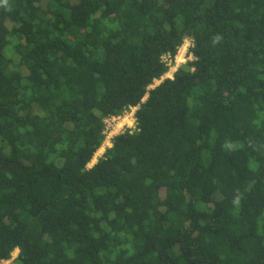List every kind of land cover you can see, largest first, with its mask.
Returning a JSON list of instances; mask_svg holds the SVG:
<instances>
[{
    "label": "trees",
    "instance_id": "1",
    "mask_svg": "<svg viewBox=\"0 0 264 264\" xmlns=\"http://www.w3.org/2000/svg\"><path fill=\"white\" fill-rule=\"evenodd\" d=\"M186 38L194 59L150 87ZM16 248L264 264V0H0V261Z\"/></svg>",
    "mask_w": 264,
    "mask_h": 264
},
{
    "label": "built area",
    "instance_id": "2",
    "mask_svg": "<svg viewBox=\"0 0 264 264\" xmlns=\"http://www.w3.org/2000/svg\"><path fill=\"white\" fill-rule=\"evenodd\" d=\"M192 46H194L193 39L186 38L184 42L182 43V45L179 47L178 52L174 57L172 56L171 53H165L162 55V60L166 62V64L169 66V70L166 73L167 77H173L174 72L178 69L179 66H181L180 64L186 63L187 61L194 59L195 56L192 52V48H191ZM135 107L136 106H130L121 115H109L104 118V123H105V127L103 130L105 134L104 142H112V139L115 136V134L121 131H124L126 128L130 127L129 129L131 131L136 129L135 110H133V108ZM128 118L133 119L132 123H135V125L132 128H131L132 123L131 124L125 123L126 122L125 120ZM114 130H118L119 132L117 131L115 133ZM14 258L11 261H8L10 259L1 260L0 264H12V261L14 260Z\"/></svg>",
    "mask_w": 264,
    "mask_h": 264
},
{
    "label": "rangeland",
    "instance_id": "3",
    "mask_svg": "<svg viewBox=\"0 0 264 264\" xmlns=\"http://www.w3.org/2000/svg\"><path fill=\"white\" fill-rule=\"evenodd\" d=\"M183 64H185V63H183ZM183 64H180V65H183ZM165 77H167V74H164L163 76H162V78L161 79H156L155 81H154V84H152L150 87H154L155 85H157L162 79H164ZM122 120V119H121ZM126 121V122H125ZM125 121H123V122H125V123H132V121H133V119H130V118H128V119H126ZM118 122V121H117ZM127 125V124H126ZM135 125V123H132V126H131V128L133 127ZM126 127H128V126H126ZM130 128V127H129ZM115 131V133L118 131V130H114ZM119 132V131H118ZM117 134V133H116ZM115 134V135H116ZM103 149V148H102ZM101 148L96 152V153H98L99 151H101L102 150ZM95 157L93 158V161L91 160V162H89V164H88V166H92L94 163H96L95 162ZM18 253H19V249L18 248H16L14 251H13V253H12V258L10 259V260H8V261H11L14 257V260L12 261V264H16V262H15V259H16V257L18 256Z\"/></svg>",
    "mask_w": 264,
    "mask_h": 264
},
{
    "label": "crops",
    "instance_id": "4",
    "mask_svg": "<svg viewBox=\"0 0 264 264\" xmlns=\"http://www.w3.org/2000/svg\"><path fill=\"white\" fill-rule=\"evenodd\" d=\"M138 109V106H136L135 108H133V110H135V112H136V110ZM112 145V142H104L103 144H102V146L100 147L102 150L101 151H99L98 153H95V155H94V157H95V162L98 160V158L104 153V151L106 150V148L107 147H109V146H111ZM99 148V149H100ZM98 149V150H99ZM93 157V158H94ZM93 160V159H92Z\"/></svg>",
    "mask_w": 264,
    "mask_h": 264
},
{
    "label": "bare ground",
    "instance_id": "5",
    "mask_svg": "<svg viewBox=\"0 0 264 264\" xmlns=\"http://www.w3.org/2000/svg\"><path fill=\"white\" fill-rule=\"evenodd\" d=\"M95 160V159H94ZM93 161V160H92Z\"/></svg>",
    "mask_w": 264,
    "mask_h": 264
}]
</instances>
